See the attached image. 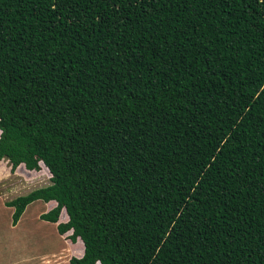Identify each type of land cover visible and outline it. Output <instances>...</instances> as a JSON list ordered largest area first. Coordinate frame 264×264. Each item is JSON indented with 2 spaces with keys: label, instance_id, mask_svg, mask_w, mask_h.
<instances>
[{
  "label": "trees",
  "instance_id": "trees-1",
  "mask_svg": "<svg viewBox=\"0 0 264 264\" xmlns=\"http://www.w3.org/2000/svg\"><path fill=\"white\" fill-rule=\"evenodd\" d=\"M1 160L67 264H264V0H0Z\"/></svg>",
  "mask_w": 264,
  "mask_h": 264
},
{
  "label": "rangeland",
  "instance_id": "rangeland-1",
  "mask_svg": "<svg viewBox=\"0 0 264 264\" xmlns=\"http://www.w3.org/2000/svg\"><path fill=\"white\" fill-rule=\"evenodd\" d=\"M0 168L1 172L5 171L8 174L6 177H0L2 206L11 199L49 185V176L45 177L42 174V168L34 174L28 173L25 174V178L19 179L10 176L9 166L5 160L0 161ZM40 214L42 212L35 211L33 216H35L36 223L32 221L28 223L27 220H24L27 224L15 232L11 230L10 226L11 211H9L8 217L3 213L0 214L4 218V220L0 218L1 264H67L68 259L71 258H68V247L67 250L57 238L59 235L56 234L54 225L39 220Z\"/></svg>",
  "mask_w": 264,
  "mask_h": 264
},
{
  "label": "crops",
  "instance_id": "crops-1",
  "mask_svg": "<svg viewBox=\"0 0 264 264\" xmlns=\"http://www.w3.org/2000/svg\"><path fill=\"white\" fill-rule=\"evenodd\" d=\"M45 209H46L45 205L42 202H40V201L39 202L35 201V202L29 204L25 208L26 211L24 210V212H23V214H22L19 222L17 223V225L15 227H13V228L11 227V230L13 232H15V231H18L22 226H25L27 223H25L24 220H27L28 223L31 222V221L34 222V223H36L35 216H33L35 214V211H37V213H39V212L45 211ZM9 211L12 212V209H6L4 206H2L1 197H0V214L3 213L5 215H7V217H8ZM0 218H2L4 220V218L2 216H0ZM4 225H5V223H4ZM57 238L65 245V247L67 249V245L62 241V239L59 238L58 236H57ZM8 253H9V250L7 251V254ZM67 253H68V258H69V251H67ZM0 262H1V258H0Z\"/></svg>",
  "mask_w": 264,
  "mask_h": 264
}]
</instances>
